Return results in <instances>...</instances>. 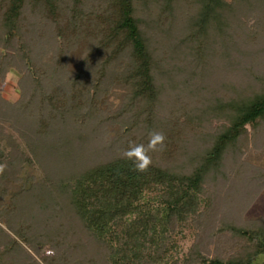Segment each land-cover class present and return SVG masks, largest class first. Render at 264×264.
Instances as JSON below:
<instances>
[{"label": "trees", "instance_id": "obj_1", "mask_svg": "<svg viewBox=\"0 0 264 264\" xmlns=\"http://www.w3.org/2000/svg\"><path fill=\"white\" fill-rule=\"evenodd\" d=\"M253 10L258 29L245 21ZM263 36L264 0H0V74L16 75L20 95L0 92V264H71L66 253L84 239L106 264H168L173 232L204 217L207 183L227 179L230 160L249 148L248 127L264 123V76L230 97L206 78L235 79L246 68L238 56ZM211 117L215 127L201 130ZM2 123L19 130L45 175L24 173L29 156ZM151 132L165 147L139 173L122 152L147 145ZM45 220L57 227L55 252L39 261L29 248L41 244ZM224 227L252 248L195 251L186 264H255L259 231ZM68 231L79 236L64 248Z\"/></svg>", "mask_w": 264, "mask_h": 264}, {"label": "rangeland", "instance_id": "obj_2", "mask_svg": "<svg viewBox=\"0 0 264 264\" xmlns=\"http://www.w3.org/2000/svg\"><path fill=\"white\" fill-rule=\"evenodd\" d=\"M255 13V14H254ZM255 10L246 18L247 26L252 29H258V20L259 15ZM245 19V18H244ZM264 37V36H263ZM260 37L259 39H250L254 40L255 45L250 46L251 53L241 54L238 56L244 59L243 63L246 65L244 68L245 71L240 70L236 77L241 78L236 80L231 79L230 76L224 75L218 80L212 76L206 79L212 83L211 88H219L220 93L223 97H230V93L238 88L244 89L248 85H256V87H261V79L255 74H260L264 76V38ZM249 40V39H248ZM81 45H78L75 48L70 49L67 47L66 52L67 57L71 58V55L76 57L80 56L83 52V49L80 48ZM80 58V57H79ZM78 58V59H79ZM250 67H252L250 69ZM248 69L251 72H248ZM243 72V73H242ZM7 76V75H6ZM260 79V80H259ZM17 78L13 72H10L7 77H2L0 74V92L9 101H15L19 98V91L17 89ZM256 82V83H255ZM244 92V90H240ZM113 105L120 104L121 101L113 97L111 99ZM107 104V103H106ZM104 104V108L107 105ZM113 105H109L112 107ZM114 107V108H115ZM201 130L207 132L212 130L217 122H214L212 117L207 120H202ZM112 123V122H110ZM4 124V123H2ZM6 127V132L13 135L21 144L23 151L29 156V161L26 162V168L24 170L25 174H33L36 177H42L45 175V171L39 166L35 161L34 155L31 148L27 144L26 140L21 136L18 129L9 125L8 123L4 124ZM64 126H66L64 124ZM108 127V126H107ZM118 128V127H117ZM251 134V139L249 142V148L246 152L240 155L237 158L231 159V164L225 169L227 173V179L224 177L218 184L215 185V180L211 179L207 185V194H211V205L205 209L204 217L198 218L190 223H187L182 232L176 230L173 232V241L177 243L178 247L174 253V258L168 262V264H186L194 263L196 261L195 251H199L202 255H206L209 258L214 257L216 254H234V253H246L248 248H252L249 241L245 238H239L232 235V232L225 230L224 225L231 224L235 226H241L249 230H258L259 239L264 241V123L259 128V131H255L251 126L248 127ZM108 132L103 135L102 140L110 141L108 134L110 135L112 129L107 128ZM261 132L262 136L257 140L259 142L258 146H254V135H257ZM115 149V148H114ZM241 161V162H239ZM7 200V199H6ZM5 219V216L0 218V223ZM69 225L72 224V220L68 222ZM47 233L41 237V244L37 247V250H32L29 248V251L38 258L39 261H42V256L53 255L55 252V246L52 245L48 239L51 235H54L53 230H55L56 224L53 220L46 221ZM41 226V225H40ZM39 226L40 231L45 230V227ZM224 230H223V229ZM7 230V228H6ZM70 232V237H67L68 241L64 244V248H71L72 240L76 241L79 232L77 231H68ZM69 239H71L69 241ZM71 242V243H68ZM74 243V242H73ZM82 243H85L79 246V250L76 247L71 250H68L66 254L72 252L71 264H78L81 260L82 264H106L103 259L102 250L96 247L95 245L83 240ZM81 243V244H82ZM81 248H84L81 250ZM101 251V252H100ZM188 254H193V256L188 257ZM193 257V258H191ZM189 258V260H188ZM93 260L92 262H90ZM175 261H178L175 263ZM80 262V263H81ZM255 264H264V251L261 252L254 261ZM42 264H45L42 262Z\"/></svg>", "mask_w": 264, "mask_h": 264}, {"label": "clouds", "instance_id": "obj_3", "mask_svg": "<svg viewBox=\"0 0 264 264\" xmlns=\"http://www.w3.org/2000/svg\"><path fill=\"white\" fill-rule=\"evenodd\" d=\"M166 137L160 132H151L147 145L130 144L127 149L122 152L123 158L132 162L133 170L144 173L153 165L151 153L164 150Z\"/></svg>", "mask_w": 264, "mask_h": 264}]
</instances>
